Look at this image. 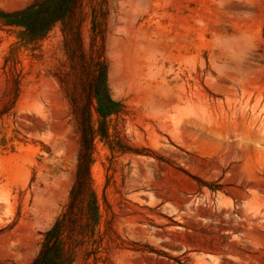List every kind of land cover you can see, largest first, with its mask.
Wrapping results in <instances>:
<instances>
[{"label": "rangeland", "instance_id": "rangeland-1", "mask_svg": "<svg viewBox=\"0 0 264 264\" xmlns=\"http://www.w3.org/2000/svg\"><path fill=\"white\" fill-rule=\"evenodd\" d=\"M80 38L119 106L94 134L99 218L72 264H264V0H81ZM73 48L67 22L0 21V264L29 263L67 203Z\"/></svg>", "mask_w": 264, "mask_h": 264}, {"label": "trees", "instance_id": "trees-1", "mask_svg": "<svg viewBox=\"0 0 264 264\" xmlns=\"http://www.w3.org/2000/svg\"><path fill=\"white\" fill-rule=\"evenodd\" d=\"M0 21L22 26L31 37L45 35L57 22H67L74 42L71 52L78 91L71 98L76 116L80 151L67 203L27 264H72L74 248L91 237L99 218L97 194L91 186L90 163L95 132L106 135L108 117L118 110L112 97L106 61L100 55L87 58L81 45V0H34L11 11L0 8ZM94 122L96 128H94Z\"/></svg>", "mask_w": 264, "mask_h": 264}]
</instances>
